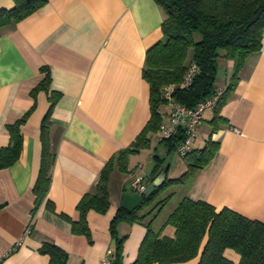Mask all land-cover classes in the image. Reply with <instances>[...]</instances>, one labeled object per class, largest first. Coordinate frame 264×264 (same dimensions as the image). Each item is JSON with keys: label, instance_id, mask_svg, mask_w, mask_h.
I'll use <instances>...</instances> for the list:
<instances>
[{"label": "crops", "instance_id": "obj_1", "mask_svg": "<svg viewBox=\"0 0 264 264\" xmlns=\"http://www.w3.org/2000/svg\"><path fill=\"white\" fill-rule=\"evenodd\" d=\"M13 6L14 0H0V8ZM163 18L154 0H46L14 25L0 28V147L9 142L6 124L31 109L20 125L18 159L0 168V254H5L0 264H47V254L39 251L45 240L67 251L66 264H100L106 253L112 255L110 223L122 192L131 190L135 177L146 184L156 176L159 167L154 164L170 152L155 133L143 149L146 168L140 152L130 154L127 171L114 169L110 175L106 211H87L90 239L74 232L61 214L78 219L75 207L80 197L94 189L103 165L129 146L149 119V85L142 67L146 49L161 38ZM41 67L49 70V91L61 96L48 115L56 153L50 185L37 204L32 188L40 166L41 122L50 106L46 91L31 93L44 76ZM232 68L231 60L219 59L216 89L227 87ZM160 111L161 121H166L165 105ZM219 114L227 121L212 134L219 148L211 160L189 182L172 183L160 191L159 198H168L152 227L161 235L174 236V227L163 223L183 196L264 220V38L261 49L241 68ZM213 115L214 109L204 110L191 148L203 145ZM161 166L166 178L186 169L183 162L175 168ZM115 176L118 181L112 188ZM116 229L126 236L122 264H130L146 227L123 220ZM225 254L238 260L232 249ZM198 257L168 264H196Z\"/></svg>", "mask_w": 264, "mask_h": 264}, {"label": "trees", "instance_id": "obj_2", "mask_svg": "<svg viewBox=\"0 0 264 264\" xmlns=\"http://www.w3.org/2000/svg\"><path fill=\"white\" fill-rule=\"evenodd\" d=\"M45 1L14 0L13 7L0 8V28L14 25ZM154 1L160 6L164 18L161 38L146 49L142 67V77L149 85V119L130 145L117 151L103 165L94 189L80 197L75 207L78 219L72 220L66 214L61 216L70 221L74 232L90 239L86 213L90 209L106 211L110 204L108 181L112 171H127L129 155L138 152L140 148L149 147L150 137L156 134L162 119L160 107L165 102L163 87L169 83H179L187 67L195 62L198 70L190 85L173 92L175 100L187 107H194L216 90L217 63L220 58H225L233 62V68L229 83L209 121L210 133L201 147H190L184 155L186 169L179 176L166 178L135 210L127 211L119 205L110 223L114 244L112 262L122 264V243L126 236H119L116 226L119 221L125 220L129 223L142 222L146 227L136 258L130 264L186 262L198 255L196 264H264V220L249 218L228 207L216 210L209 202L183 196L163 223L174 227V236L161 235L160 230L154 231L152 227L157 211L168 198H159L161 189L172 183L189 182L219 148V141L213 139L212 134L227 121L219 114V108L226 100L228 90L238 81L239 72L248 57L261 49L264 38V0ZM41 71L44 76L31 93L46 91L50 106L41 122L40 166L32 188L37 204L46 196L50 185L56 153L50 140L51 124L48 115L61 96L58 91H49V70L41 67ZM30 110L14 122L6 124L9 142L0 147V168L8 167L18 159L22 149L20 125ZM181 138V133H178L159 142L166 143L170 151L176 148ZM162 160L163 157L154 164L156 168L159 167L156 176L162 170ZM156 176L146 180V184ZM46 203L49 209H54L50 200ZM227 249L238 254L236 262L225 254ZM39 251L47 254V264H66L67 251L51 241H43Z\"/></svg>", "mask_w": 264, "mask_h": 264}, {"label": "built area", "instance_id": "obj_3", "mask_svg": "<svg viewBox=\"0 0 264 264\" xmlns=\"http://www.w3.org/2000/svg\"><path fill=\"white\" fill-rule=\"evenodd\" d=\"M197 70V64L192 62L187 67L179 83H169L162 89V96L165 100L163 105L166 107V121L160 122L156 131V139L159 141L181 133L182 138L176 145V151L181 155H185L190 150L191 143L196 139L198 135V125L204 110L213 109L218 104L224 91L223 88L216 89L208 97L199 101L194 107H187L175 100L173 98L174 90L177 88H187L192 82ZM145 185L142 179L138 177L133 178L130 182L132 191L140 192L144 189ZM28 231L29 226L26 228V232ZM4 256L5 254H0V262ZM100 264H113L112 256L106 253L102 257Z\"/></svg>", "mask_w": 264, "mask_h": 264}, {"label": "water", "instance_id": "obj_4", "mask_svg": "<svg viewBox=\"0 0 264 264\" xmlns=\"http://www.w3.org/2000/svg\"><path fill=\"white\" fill-rule=\"evenodd\" d=\"M166 169H163L159 174L151 181H149L144 189L140 192L125 190L122 192L120 206L127 211L137 209L144 202L145 198L150 196L153 190L160 186L166 180Z\"/></svg>", "mask_w": 264, "mask_h": 264}, {"label": "rangeland", "instance_id": "obj_5", "mask_svg": "<svg viewBox=\"0 0 264 264\" xmlns=\"http://www.w3.org/2000/svg\"><path fill=\"white\" fill-rule=\"evenodd\" d=\"M196 39V37H194ZM220 71V70H219ZM221 82V80H219V83ZM214 109V108H213ZM147 148V147H146ZM143 149L145 150V147L144 148H140V150L136 153H133V154H137L139 153L140 154V157H142V159H140L141 161V165L144 169V167L146 168V162H144V158L146 156V152L144 151L143 153ZM137 158H139V155H137ZM162 162V165H171L172 168H175L178 164H180V162H183V163H186V160L184 158V155H181L178 151H176V148L174 149H171L169 153H167V155L165 156V158H163V160L161 161ZM140 169V167H139ZM117 178L116 176L114 178L111 179V186L112 188L114 187V184L117 182Z\"/></svg>", "mask_w": 264, "mask_h": 264}]
</instances>
